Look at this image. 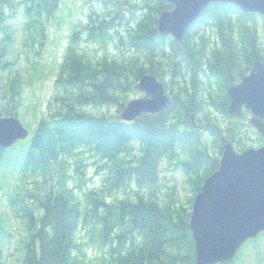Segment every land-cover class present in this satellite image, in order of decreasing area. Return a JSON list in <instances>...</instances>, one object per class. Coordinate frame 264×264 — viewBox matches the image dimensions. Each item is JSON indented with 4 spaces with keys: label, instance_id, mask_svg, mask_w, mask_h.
Here are the masks:
<instances>
[{
    "label": "trees",
    "instance_id": "trees-1",
    "mask_svg": "<svg viewBox=\"0 0 264 264\" xmlns=\"http://www.w3.org/2000/svg\"><path fill=\"white\" fill-rule=\"evenodd\" d=\"M88 1L87 19L67 43L25 157L8 171L15 178L8 204L24 230L16 240L20 264H196L191 206L218 167L220 135L238 151L258 144L244 118L229 116L225 89L255 58L264 60L258 28L264 18L211 3L178 42L157 32L160 12L173 7L166 1ZM60 2L0 0V19L22 7L25 32L42 45ZM5 33L0 61L10 42ZM81 41L100 51L94 54ZM146 73L163 83L171 101L166 108L132 121L90 110L113 105L121 112ZM19 105L20 91L11 85L0 116L16 115ZM7 150L0 148V173ZM163 159L195 185L187 204L161 184ZM91 160L103 172L97 189L86 183ZM13 236L0 226V257L1 240Z\"/></svg>",
    "mask_w": 264,
    "mask_h": 264
},
{
    "label": "water",
    "instance_id": "water-1",
    "mask_svg": "<svg viewBox=\"0 0 264 264\" xmlns=\"http://www.w3.org/2000/svg\"><path fill=\"white\" fill-rule=\"evenodd\" d=\"M173 5L157 18L160 36L171 35L178 42L198 19L201 11L214 2L229 3L246 13L264 16V0H163ZM137 88L142 98L126 103L120 118L132 121L142 113L158 112L170 98L163 83L152 74H144ZM228 112L250 110V123L264 137V62L256 61L250 72L226 88ZM28 129L16 116H0V148L5 149L28 136ZM189 228L194 241L196 264L230 262L242 244L264 232V144L237 152L225 142L215 169L194 197Z\"/></svg>",
    "mask_w": 264,
    "mask_h": 264
},
{
    "label": "rangeland",
    "instance_id": "rangeland-1",
    "mask_svg": "<svg viewBox=\"0 0 264 264\" xmlns=\"http://www.w3.org/2000/svg\"><path fill=\"white\" fill-rule=\"evenodd\" d=\"M89 8L88 0H61L54 19L47 26V36L42 45L25 32L22 7H19L6 21L0 19V42L6 36V30L10 31L8 36L10 42L5 56L0 61V65L5 64L0 68V113L7 108L10 86L14 85L20 91V105L16 116L29 131L25 139L17 140L8 148L5 153L7 165L0 173V226L14 234L10 240H1L3 250L0 264H20L21 252L17 249L16 240L24 234L22 223L15 219L8 204V196L15 183L14 176L8 171L20 164L25 157L27 147L45 109L47 98L53 89L67 43L75 28H80L76 25L86 21ZM262 20L258 21V28L261 42L264 43ZM4 25L8 29H4ZM80 43L82 46H87L94 54L100 51L96 43L85 41ZM142 97L144 93L135 84L133 90L127 93L125 103ZM90 110L105 112L116 117H120L121 114L113 105L95 108L91 106ZM218 119L221 123L225 122L222 116L218 115ZM242 122L249 123L248 120ZM204 141L205 139L203 144ZM89 162L91 164L87 166V187L97 189L101 185L103 172H96V163L92 160ZM160 182L166 185L168 191H171L168 187L173 188L174 199L179 204H187L194 196L195 185L188 182L180 167H175L173 163L169 165L165 159L160 163ZM88 253L92 255L94 250H89ZM233 261L234 264H264V232L246 240Z\"/></svg>",
    "mask_w": 264,
    "mask_h": 264
},
{
    "label": "flooded vegetation",
    "instance_id": "flooded-vegetation-1",
    "mask_svg": "<svg viewBox=\"0 0 264 264\" xmlns=\"http://www.w3.org/2000/svg\"><path fill=\"white\" fill-rule=\"evenodd\" d=\"M256 61H260V62H264V60H260L259 58H255L254 60H253V62H252V66L250 67V69L253 67V65H254V63L256 62ZM250 71V70H249ZM248 71V72H249ZM247 72V73H248ZM246 73V74H247ZM243 77V76H242ZM242 79V78H241ZM241 79H239L238 81H240ZM227 87V86H226ZM225 94H226V97H227V100H228V104H227V112H228V106H229V102H230V100H229V97H228V94H227V90L225 89ZM215 112V111H214ZM229 114V113H228ZM218 115L219 116H221L219 113H217V112H215L214 113V116H216L217 118H218ZM229 116H231V115H229ZM251 116H252V114H251V112H250V110H248V109H246L245 107H242V110H241V114L240 115H238V116H231V118L232 119H242V118H244L245 120H248L249 121V123H250V118H251ZM264 120V119H263ZM193 121L195 122V119H193ZM224 124L225 123H228V119L226 118V119H224ZM250 133L253 135V137H256L257 136V142H258V144H255V143H253L251 146H256V147H258V146H260V145H262L263 143H264V137H262L259 133H258V131H257V129L255 128V127H253L252 125H251V127H250ZM256 135V136H255ZM219 139H220V142H221V148L220 149H217V151H216V153L219 155V160H220V157H221V154H222V151H223V144H224V141L227 139L226 138V136L225 135H220V137H219ZM259 139H260V141H259ZM236 148V147H235ZM237 150V149H236ZM241 151V150H240ZM218 164H219V161H218Z\"/></svg>",
    "mask_w": 264,
    "mask_h": 264
},
{
    "label": "bare ground",
    "instance_id": "bare-ground-1",
    "mask_svg": "<svg viewBox=\"0 0 264 264\" xmlns=\"http://www.w3.org/2000/svg\"><path fill=\"white\" fill-rule=\"evenodd\" d=\"M189 28V27H188Z\"/></svg>",
    "mask_w": 264,
    "mask_h": 264
}]
</instances>
